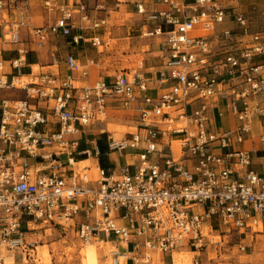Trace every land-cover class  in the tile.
<instances>
[{
	"label": "built area",
	"instance_id": "1",
	"mask_svg": "<svg viewBox=\"0 0 264 264\" xmlns=\"http://www.w3.org/2000/svg\"><path fill=\"white\" fill-rule=\"evenodd\" d=\"M18 1L0 0V15ZM157 2L165 7L147 10L136 3L139 13L157 22L150 34L165 36L163 61L153 78L138 61L108 78L79 84L72 72L88 76L100 62L89 59L82 66L73 56L65 59L64 77L25 71L30 44L42 47L50 36L78 42L84 29L107 25L83 4L75 19L73 6L46 0L59 15L35 26L25 18L28 0H21L18 19L4 26L0 264H41L36 250L43 227L74 234L83 245L115 237L127 250L113 245L110 264H155L156 257L181 246L199 252L212 221L218 231H237L242 252L247 236L264 235V170L251 167L255 156L264 158V30L254 29L243 12L229 11L220 0ZM252 10L264 16V7ZM90 42L100 46L102 41L94 36ZM5 45L15 46L9 60L3 57ZM51 59L59 62L55 55ZM153 81L166 90L150 95ZM8 90L22 96L2 94ZM115 112L136 120L135 131L107 136L108 152L124 163L118 170L96 164L95 178L89 167L66 172L61 157L72 165L80 142L79 136H69ZM49 116L58 119L57 130L45 128ZM79 152L99 157L101 149L92 142Z\"/></svg>",
	"mask_w": 264,
	"mask_h": 264
},
{
	"label": "crops",
	"instance_id": "2",
	"mask_svg": "<svg viewBox=\"0 0 264 264\" xmlns=\"http://www.w3.org/2000/svg\"><path fill=\"white\" fill-rule=\"evenodd\" d=\"M20 1L21 0L18 1L17 6H12V8L8 9L4 15H0V33L4 30V26L18 19ZM45 1L46 0H28L29 7L26 11L25 17L28 22L35 26L46 25L51 23L59 15L58 11L50 10L49 8H47L44 4ZM51 1L73 6L75 19H78L80 16L78 5L83 4L86 7L87 12L93 17L106 18L107 25L97 29H84V31L82 32L84 35V39H81L78 42H74L71 37L50 36L48 41L42 47H35V45L30 44L31 51L27 55V65L25 67L26 72H29L30 70L40 69L42 71H50L59 77H64L69 72V69L65 64V59L67 56H73L76 61L82 66H85L86 62L89 59H94L95 61L100 62V67L89 68L88 76H83L78 70L72 72L73 76L78 80L79 84H85L88 80L95 79L99 76H105L108 78L113 75L116 69L110 66L109 61H112L114 59V52L120 53V55L117 53L115 55V59L119 58L122 55L121 52L123 51V48H125L126 50V48L128 47L131 49V53L126 51L123 56L136 57V64L138 61H141L144 64L146 71L152 78L157 75L156 71L160 68L163 61L162 46L165 36L164 34H150L157 22L148 19L146 17V14L139 13L136 9V3L143 2L147 10H151L154 7L164 8V4L158 3L157 0ZM220 2L225 5L231 12H243L250 19L254 29L264 30V23H262L261 27H258V25H256L252 20V13H259V11L252 10V6L256 5L259 10L260 8L264 7V0H220ZM20 35L24 41H27L29 39L28 31L25 28H22L20 30ZM94 36L100 37L102 41L100 46H94L90 42V39ZM14 48V45H5L3 57L6 60H9L15 55ZM114 48H116L115 51ZM52 55H55L59 59L58 63L52 62ZM149 88L150 89L148 93L152 96H155L160 92L166 90V88L159 87L154 81L149 84ZM13 92L16 93L18 91H10V93L8 94L16 95ZM57 121L58 119L55 116H49L48 123L45 125V128H48L50 130H57L59 127ZM89 128L90 127L85 128V131L81 132L79 135L75 134V136L78 135L80 137V142L78 150L74 155V163L72 165H69L65 160V155H62L61 159L65 164L64 170H67L66 172L70 173V170L72 168L84 169L86 167H89V175L92 177V174H97L94 170L96 164L102 166L101 160L104 163V166L102 167L118 170V168L124 163L125 159L120 158V160L118 161L117 159L112 158L111 153H109L107 150L106 142L104 145L105 149L103 151L101 150V154L99 157L87 156L86 154H82L79 152L90 147L92 142L97 143L95 136L89 137L91 133L93 134V130L92 132H89ZM95 131H99V133L104 134L107 130L106 128H100L96 129ZM107 136L108 135H106L105 141L107 140ZM99 137L97 138L99 139ZM83 142L89 143L90 145L84 148L82 144ZM249 146V142L244 144V147ZM78 163L82 164L83 166L79 168L77 166L79 165ZM251 167L259 172L264 170V158L255 156L253 158ZM209 229L216 230L215 221H212L210 223ZM205 232L209 239L208 227ZM247 239L249 240L248 248L251 249V251L249 253H245L246 256L250 257L246 260H250L251 262H253V264H264V250H262L264 249V235L257 233L253 238L247 236L244 240ZM99 242H107L104 246L106 255L107 251L110 249L109 243L113 245L118 244L120 246L118 240L116 238L114 239L113 237L108 239V241L104 240ZM256 244H259L261 246L260 250L262 256L260 257L255 250ZM190 252L197 253V251L194 250H190ZM165 256H168V254L166 253L160 255L159 257H156L155 262L157 260L158 262H164ZM170 257L171 264H174L172 253L170 254ZM127 263L131 264V261L128 260Z\"/></svg>",
	"mask_w": 264,
	"mask_h": 264
},
{
	"label": "rangeland",
	"instance_id": "3",
	"mask_svg": "<svg viewBox=\"0 0 264 264\" xmlns=\"http://www.w3.org/2000/svg\"><path fill=\"white\" fill-rule=\"evenodd\" d=\"M258 14L259 13L255 12L252 13V20L256 25H258V27H261L262 23H264V17H262L261 14ZM223 26L225 25H222L221 27ZM115 49L116 48H114V51ZM126 51L131 53L130 48L127 47L126 50L123 48V51L121 52L122 55L116 59V53L119 55L120 53L114 52V59L109 61L112 68L121 70L136 65V57L123 56ZM8 93H10V90L2 92V94L6 96ZM15 94L16 95L13 94L15 97L22 96L21 92H16ZM135 126V117L131 116L127 112H115L107 117L103 122H95V124L89 128V132H92L93 130V134L91 133L89 137L95 136L97 143L99 144V142H101L104 146L106 142V135L110 134L115 137L123 136L135 131ZM100 128H106L107 131L104 134L99 133V131H95ZM255 132H259L258 125H255ZM97 137H99V139ZM74 138H78V135L69 136V139ZM82 144L84 148L90 145L85 142ZM111 157L117 159L118 161L120 160L115 152L111 153ZM77 166L80 168L83 165L79 164ZM92 175V178L97 177L95 174ZM39 226L40 225H38V227ZM208 233L209 239L206 240L205 245L201 247L197 253L190 252L191 249L185 246L175 248L172 252L174 264H194V260H197L198 264H240V262L250 258L249 256H246L245 253H249L251 249L247 247L245 252H242L239 249L241 236H239L237 231L222 228V231L209 230ZM113 238L115 239V237ZM38 240L40 244L36 250V258L37 261L41 262V264H110V257H108L107 260L106 250L104 247L105 244L103 242L97 243V246L84 249L85 245L81 244L74 234L65 236L58 229L48 227L39 229ZM244 242L249 244L248 239L244 240ZM109 245L111 249H114L113 244L109 243ZM120 247L123 251L127 250V248H124L121 243ZM255 247L256 253H258L259 257L262 256L260 250L261 246L256 244ZM131 248L132 244L128 246V250ZM95 253L96 260L94 261L91 260V255L95 256ZM155 263L171 264L170 254L168 253V256H165L164 262H158L157 260Z\"/></svg>",
	"mask_w": 264,
	"mask_h": 264
},
{
	"label": "bare ground",
	"instance_id": "4",
	"mask_svg": "<svg viewBox=\"0 0 264 264\" xmlns=\"http://www.w3.org/2000/svg\"><path fill=\"white\" fill-rule=\"evenodd\" d=\"M78 164H80V163H78ZM104 244L105 243H107V242H103ZM94 247V246H97V242H89V243H87L86 245H85V248L84 249H86V248H90V247ZM100 248V247H99ZM98 249V248H97ZM110 250H112L111 248L107 251V255H106V257H107V260H108V257H109V252H110ZM99 251V250H98ZM99 253V252H98ZM98 256V255H97ZM101 257V256H100ZM180 258V257H179ZM91 260H96V253H95V256H93V255H91ZM125 260L123 259V262H124ZM98 262V261H97ZM96 264V263H95Z\"/></svg>",
	"mask_w": 264,
	"mask_h": 264
},
{
	"label": "trees",
	"instance_id": "5",
	"mask_svg": "<svg viewBox=\"0 0 264 264\" xmlns=\"http://www.w3.org/2000/svg\"><path fill=\"white\" fill-rule=\"evenodd\" d=\"M99 147H100V149H101L102 151L105 149V146H103V145L101 144V142H99ZM83 157H85V156H83ZM101 165L104 166V163H103L102 160H101Z\"/></svg>",
	"mask_w": 264,
	"mask_h": 264
}]
</instances>
